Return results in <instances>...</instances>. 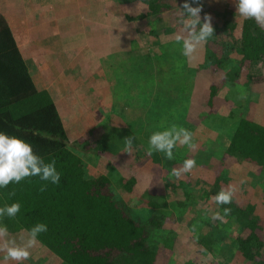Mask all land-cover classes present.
Instances as JSON below:
<instances>
[{"label":"trees","instance_id":"obj_1","mask_svg":"<svg viewBox=\"0 0 264 264\" xmlns=\"http://www.w3.org/2000/svg\"><path fill=\"white\" fill-rule=\"evenodd\" d=\"M117 2L134 3L131 5L136 10L135 16L115 8ZM117 2L110 0L111 9L118 13H111L106 6L103 17L95 26L96 30L100 29L97 36H102L108 46L123 51L121 47H128L129 42L130 49L133 48L134 43L128 40L136 35L129 32V21L142 27L146 25L142 32L146 38L149 36L154 41L163 36L155 41L156 46L171 43L173 39L172 43L177 42L175 34L167 38L174 32L167 28V22L162 18L165 10L174 9L173 0ZM181 2L182 5L185 0ZM203 2L200 0L202 7ZM237 13L226 4L214 12L218 20L212 23L214 36L195 57L204 76L222 71L223 81L231 83L239 78L245 63L250 70L264 62V28L254 19L243 18L237 32V25L231 19ZM117 27L119 30H115ZM171 51L174 56L175 48ZM248 70L245 71L248 73ZM206 85H209L207 107L213 110L216 105L211 106L210 102L216 88ZM53 99L54 95L36 88L11 29L0 14V132L31 144L33 152L45 163L54 160L60 173L58 184L33 176L0 188V207L16 202L21 205L16 217H1L0 225L7 226L9 234L26 237L37 223L46 224L47 231L39 234L37 245L46 251L43 258L50 259V264H221L219 247L228 249L230 260L239 264H264V216L256 213L257 204L246 202L240 206L233 198L230 204L218 205L212 200L229 181L227 175L219 172L225 171L231 161L247 162L258 167L259 174L264 175V126L239 118L229 139L216 142L217 146L211 147L213 142L209 141V147L206 139L194 138V143L204 142L190 157L199 162L198 168L201 167L204 173L212 171L215 159L218 164L226 165L218 173L213 171L212 176H195L188 172L180 179L175 178L171 172L176 161L166 159L160 152L148 156L146 148L141 161H135L136 167L125 166L124 159H118L109 163L111 169L107 165L101 174L92 176L86 173L78 155L79 147L66 143L67 137ZM229 116L234 120L232 115ZM110 129L116 130L115 127ZM140 134L138 139L144 141ZM116 144L115 149L121 146L118 141ZM197 152L202 161L197 159ZM212 159V165L204 168L202 164ZM166 167L169 171L162 176ZM164 177L166 183L162 184ZM44 184H47L46 190L40 191ZM255 184L252 181L240 184L244 197L249 198L252 189H256ZM248 185L250 188L245 190ZM260 189L264 193V185ZM13 191L15 195H10ZM224 208H230L231 212L223 222L218 220L217 223L208 217L217 212L223 215ZM137 210L141 215L138 219L133 217ZM177 225L179 232L174 230ZM192 249L203 252V257L175 262V256L180 259ZM46 261L42 264H47ZM38 263L30 259L20 262Z\"/></svg>","mask_w":264,"mask_h":264},{"label":"rangeland","instance_id":"obj_2","mask_svg":"<svg viewBox=\"0 0 264 264\" xmlns=\"http://www.w3.org/2000/svg\"><path fill=\"white\" fill-rule=\"evenodd\" d=\"M20 1L16 0L14 2L20 3ZM12 2L13 0H0V14L5 20L8 19L9 24H12V35H16L15 42L24 58L28 74L31 76L36 88L45 90L52 94V96L54 95L55 99L56 97L63 98L64 101L57 102L56 111L64 128L65 138L67 137L65 141L69 146L79 147L80 152H78V155L85 165L87 175L95 176L101 174L102 170H105L109 163L113 164L118 159H124L125 166L134 168L135 161L137 159L141 161L142 156L146 155L144 149H148L149 147L148 141L150 136L154 132L163 131L174 124L177 127H184L189 131L193 127L194 129H198L200 133H193L196 140H200L198 139L200 136H206L208 139H211L220 135L222 140H219V143L224 141L223 139L226 137L229 139L234 129L233 126L236 124L235 121L239 118L250 119L264 126L263 61L250 68V70L247 69L248 64L245 63L241 68L239 78L230 83L223 81L224 78H221L223 75L222 71L204 76V71L199 68L198 62L195 61V57H197V53L200 51L199 49L193 59L187 57L185 59V65L187 71L191 73L190 80L193 83L189 94V91L186 92L182 88L183 82L179 79L186 71L183 60H180L184 56L182 55V44H177V42L172 43L170 48L171 50L175 48L176 54L174 56L163 57L162 59L154 58L156 54L153 51L149 52L151 60L141 59L145 57V52L141 51V47L138 45L135 47L133 44V48L127 50L126 54L124 52L120 54L122 61L116 62L119 68L115 70L116 83L121 82L124 89L128 91V93H123L120 86H117L116 83L113 84L111 73L109 72L104 75L99 66V58L107 55L109 46L105 41L99 43L102 36H97L100 33V29L96 30L95 26L97 25V21L103 17L106 6L110 8L111 13H118L116 10L111 9L113 5L110 4V0H24L23 9L26 11L25 18L23 17V9L19 8L20 4L17 7H13ZM181 3V0H173L172 7L174 9L165 10L162 14V18L167 22V28H170L174 32L167 38L173 37L174 34L176 36L180 34L181 25L178 23V8L181 6ZM236 3L237 0H204L200 13L201 19L203 21L204 15L208 14L212 17L211 22L217 23L218 20L214 16V12L221 10L226 4L233 13H237ZM117 4L115 8H119L129 16H135L136 10L131 5L134 3L124 5L117 2ZM228 18L230 17L228 16ZM231 19L237 25L236 31L239 32L240 29L238 30V27L240 28L243 18L237 13ZM120 20L122 21L123 19ZM127 26L131 30V33L136 36L141 35L146 29V25L142 27L141 24L134 21H129ZM115 30H119V28L117 27ZM235 36H238V33H235ZM161 38L163 36L156 38V40ZM136 50L137 52L134 55H129ZM69 57H71L70 60ZM131 58L136 59L131 60ZM58 60L64 66L62 67V74L57 77L56 74L60 65ZM141 62L143 66L140 69ZM232 65H234L233 61ZM245 70H248L250 74L248 75ZM173 71L177 73L181 71L180 76L175 77ZM120 73L121 75H119ZM118 75L121 76L119 79L117 78ZM220 79L224 83H221ZM157 80L160 85H157ZM219 80L220 82H218ZM225 83L230 84L226 85ZM206 84L213 85L216 88L210 102L211 106L216 105L213 110L207 107L206 101L209 98V89L207 88L209 85L207 86ZM205 86H207V92ZM158 91L164 92L166 99L164 102V99L160 100V102L166 105L159 107L157 111L154 107L147 109V120L151 122V130L148 139L142 141L138 139L140 134L138 128L140 127V117L146 112L143 109V104H147L143 101L144 94H149L151 98L156 95L155 100H157L160 98ZM241 93L245 94L244 99L239 98ZM124 97H127L128 100L121 103V99ZM186 103H192L193 106L191 108L199 109V113L191 117L192 122L194 120L193 126L189 123L188 120L190 118H188L189 116L185 112ZM121 104H128L129 111L125 108L123 109ZM103 111L107 112L105 116L102 115ZM108 114L110 117H106ZM157 114L158 117L156 118ZM152 115H155V118ZM229 115H232L234 120H230ZM183 118L184 125L182 126L181 122ZM204 119L209 120H206L209 123L205 124ZM157 120L160 122L159 125H155ZM113 127L116 130L110 129ZM214 133L217 135H214ZM131 135H133L134 140L131 153L129 154L125 152V138ZM117 141L121 143V146L115 149ZM198 142H195L197 147L201 144L204 145V142ZM207 144L210 147V143L207 142ZM215 145L217 146L216 143H211V147ZM194 151L195 149L177 144L173 149V160L176 161L174 169L182 167V163L186 160V157H192ZM196 156L198 160L202 161L198 152ZM212 161L214 159L204 162L202 164L203 167L208 168L212 165ZM198 163L189 172L190 174H194L195 176L208 174L212 176L213 171L218 173L217 164L214 166L215 169L213 171L210 170L208 173H204L200 169L201 167H197L200 166ZM110 166L109 168L111 169ZM236 166V172L232 173V177L230 176L228 183L222 186L224 188H227L229 185L235 186L237 189L234 195L235 202L240 206H243L246 202L255 203L257 204L256 213L264 216V193L260 189L264 185V175H258L260 173L257 172L259 169L250 168L249 165L243 162H238ZM164 170L165 173L163 172L162 176L167 175L166 171H169L167 167ZM219 174L226 175L227 171H220ZM182 177L183 174L178 179ZM165 179L164 177L162 184L166 183ZM241 180L245 181L244 183L250 181L256 183V189H252L253 191L251 192L249 191L251 194L249 198L244 197L242 194ZM249 188L248 185L245 190ZM139 211H135L134 218L138 219L141 216L138 214ZM209 213L211 215L210 211ZM208 217L212 219V215ZM1 220L2 218L0 217V224H2ZM215 222L218 223V220ZM174 230L175 232H179V225L174 227ZM21 236L23 235L18 233L10 234V237L17 238L18 242ZM30 251L31 261L41 264L45 263L46 260L43 258V252L46 251L44 249H40L36 244ZM201 254L203 252L197 250L195 252L192 249L180 259H178V256L174 258L176 259L175 262L183 263L186 259L203 257ZM218 255L221 264H239L235 260H230V252L225 247H219ZM13 263V261L5 262L3 260V253H0V264ZM46 263L50 264L51 260L47 259Z\"/></svg>","mask_w":264,"mask_h":264},{"label":"clouds","instance_id":"obj_3","mask_svg":"<svg viewBox=\"0 0 264 264\" xmlns=\"http://www.w3.org/2000/svg\"><path fill=\"white\" fill-rule=\"evenodd\" d=\"M236 8L242 18L254 19L261 28H264V0H238ZM179 9L178 23L181 28L176 40L178 43L182 42V55L193 59L197 51L214 36L212 17L205 14L202 21L200 0H191V3L185 0ZM239 98L244 99L245 94L241 93ZM193 139V132L174 124L170 128L156 131L150 136L147 155L151 156L153 152H160L164 153L166 159L172 160L174 159L173 149L177 144L195 149L197 145ZM133 140V136L125 138L126 153H131ZM195 167V159L189 158L183 162L182 167L173 169L171 175L179 178L182 174L191 172ZM33 176H39L42 181L52 184H58L60 181V173L56 170L54 160L45 163L40 156L33 152L31 144L19 137L0 132V188H5L13 182L20 183ZM244 182L241 180V183ZM46 187L47 184L42 185L40 191L46 190ZM236 191L235 186L229 185L227 188H222L212 197V200L218 205L230 204ZM10 195H15V192L13 191ZM20 208L21 205L18 202L0 207V217H16ZM230 212V208H224L223 215L217 212L213 214L212 218L223 222ZM46 231V224L37 223L28 231L27 236H21L18 242L17 238L10 237L7 226L0 225V253H3V260L5 262L15 261L20 264V262L30 259V249L37 244L39 234Z\"/></svg>","mask_w":264,"mask_h":264},{"label":"crops","instance_id":"obj_4","mask_svg":"<svg viewBox=\"0 0 264 264\" xmlns=\"http://www.w3.org/2000/svg\"><path fill=\"white\" fill-rule=\"evenodd\" d=\"M14 1H16V0H13V2H12V4H13V7H17L19 4H20V6H19V8L21 7L22 9H23V7H24V0H22V1H20V3H18V2H14ZM17 11V10H16ZM15 11V12H16ZM26 11L23 9V17L25 18V16H26ZM22 17V18H23ZM6 21H7V23L9 24L10 22H8V19H6ZM12 24H9L8 26L10 27V29H11V26ZM14 26V25H13ZM129 30V29H128ZM129 32H131V30H129ZM13 34H14V31H13ZM133 34V33H132ZM135 35V34H134ZM15 36L16 35H14L13 37H14V40H16L15 39ZM146 37L141 33V35H137L136 37H134V38H132V39H129L128 41H132L133 43H134V45H135V47H136V45H138V46H140L141 47V51H144L145 52V57L144 58H141V59H146V60H151V56H150V53L149 52H151V51H153L155 54H156V56L154 57V58H156V59H162L163 57H167V56H171V54H172V51L169 49L170 48V45L172 44V42H173V40L171 41V43H168V44H163V45H160V46H156L155 45V42L153 43V39L152 38H150L149 36L145 39ZM145 40H147L146 42H145ZM89 41V40H88ZM102 37H101V40H99V43L101 42L102 43ZM89 43V42H88ZM87 43V44H88ZM149 44H152V45H150L149 46ZM17 45V44H16ZM84 45H85V43H84ZM18 47V46H17ZM115 46H109V51H107V55H105V56H101L100 58H99V66H100V69L104 72V75L106 74V73H111V75H112V77H113V84H115L116 83V79H115V77H116V69H119L118 67H117V65H116V62L117 61H122L121 60V56H120V54L121 53H125L126 54V51L127 50H129L130 49V45H129V42H128V47H125V45L124 46H122L121 48H123L124 50L122 51L121 49H119V48H114ZM164 48V49H163ZM137 52V50L135 51V52H133V53H131V54H129L130 56H132V55H134L135 53ZM128 53H130V52H128ZM127 53V54H128ZM62 54V53H61ZM71 59V57H69V60ZM134 59H136V58H131V60H134ZM185 59H186V57L184 56V57H182V58H180V60H183V64H184V68H185V73L181 76V77H179L180 76V72L179 73H177L176 71H173V74H174V76L175 77H179V79H181V82H183V84H182V88H184L185 90H186V92L187 91H191L192 90V88H191V86H192V82H191V80H190V75H191V73L190 72H188L187 71V68H186V65H185ZM58 62H59V64H60V60H58ZM44 64H46V63H44ZM64 65H59V68H58V73L56 74V76L58 77V75H61L62 74V70H63V67ZM142 66H143V63L141 62V67H140V69L142 68ZM119 75H121V73L119 74ZM117 76V78L119 79L121 76ZM185 77H186V79H185ZM160 85V83H159V81L157 80V85ZM116 85L117 86H120L121 88H122V90H123V93H128V91H126L125 89H124V86L121 84V82H119V83H116ZM115 85V86H116ZM43 86V85H42ZM161 91H163V90H161ZM161 91H158V96L160 95V98L159 99H157V100H155V96L153 97V98H151L150 96H149V94H147V93H145L144 95H145V97L143 98V101H145L147 104H143V109H145V113L144 114H142L141 115V118H140V127L138 128L139 130H140V135L146 140V139H148V136H150V130H151V128H150V121H148L147 120V109H152L153 107L154 108H156V111L159 109V107H164L166 104H163V102L165 101V96H164V92H161ZM190 91H189V94H190ZM133 95V94H132ZM143 95V96H144ZM142 96V97H143ZM56 97V96H55ZM164 99V100H163ZM128 99H127V97H124L123 99H121V103H123V102H126ZM160 100H163V102H160ZM61 102V101H64L63 100V98L62 97H56V99L54 98V100H53V102H54V104L56 105L57 104V102ZM196 104V103H195ZM122 105V108H126L125 107V105H128V104H121ZM60 106H61V104H60ZM191 106H193V104L192 103H186V110H185V112L188 114V118H190L188 121H189V123L193 126V122H194V120H193V122H192V118L191 117H194L195 115H197L198 113H199V109H196V108H194V107H192L191 108ZM141 107V106H140ZM129 108H127L126 110H128ZM201 109H202V107H201ZM200 109V110H201ZM129 111V110H128ZM106 111H103V113H102V115L103 116H105L106 115ZM137 113H139V112H137ZM152 114H154V113H152ZM160 115V114H159ZM154 118H155V115H152ZM160 116H162V115H160ZM106 117H110L109 116V114L106 116ZM158 117V114H157V116H156V118ZM163 117V116H162ZM207 120V119H206ZM206 120L204 119V121H205V124L206 123H209V122H206ZM207 121H209V120H207ZM68 122H69V120H68ZM85 122V121H84ZM182 126L184 125V118H183V120H182ZM85 124H86V122H85ZM160 124V122L157 120L156 122H155V125H159ZM135 128V127H134ZM191 132H193L194 134H197V133H200V132H198V129H194V127H193V129L192 130H190ZM206 131V130H205ZM206 132H208V131H206ZM206 132H204V133H206ZM216 133V132H215ZM214 133V135H217V134H215ZM216 137V138H215ZM214 138L212 137L211 139H208V137H206V136H200V137H198V139H206L205 141L206 142H209V141H211V142H213V143H219V140H222V138H221V136L220 135H218V136H215ZM215 141V142H214ZM195 142H197V141H195ZM216 143V144H217ZM207 144V143H206ZM243 163H246L247 165H249L250 166V168L251 167H253V168H257V169H259L258 167H256V166H253V165H251V164H248L247 162H244V161H242ZM217 164V169H218V171H220V170H222V169H224V167L226 166V165H222V168H221V165L220 164H218V162H217V160H215V165ZM236 165H238V162H236V161H231V163H230V165H228V166H226L227 167V169H226V171H227V176H228V178H230V176L232 177V173H235L236 172V169H235V167H237ZM249 168V169H250ZM213 169H215V168H212V171H213ZM257 172H259V170L257 171ZM231 173V174H230ZM230 174V175H229ZM258 175H260L259 173H258ZM244 190V189H243ZM207 209H208V207H207Z\"/></svg>","mask_w":264,"mask_h":264}]
</instances>
